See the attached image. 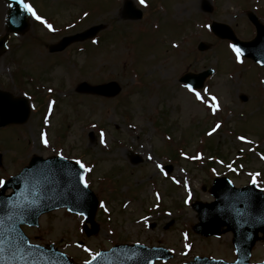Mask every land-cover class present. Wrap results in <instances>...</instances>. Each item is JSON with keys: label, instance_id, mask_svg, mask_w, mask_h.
Instances as JSON below:
<instances>
[{"label": "rangeland", "instance_id": "obj_1", "mask_svg": "<svg viewBox=\"0 0 264 264\" xmlns=\"http://www.w3.org/2000/svg\"><path fill=\"white\" fill-rule=\"evenodd\" d=\"M26 1L46 24L51 19L52 29L30 15L29 29L10 33L0 56V89L30 103L26 122L0 127V179L17 173L33 154H59L84 164L86 183L99 199L94 235L82 232L81 216L58 209L42 215L38 227L24 228L30 241L53 243L78 263L118 243L160 245L173 253L154 264H184L194 255L233 260L231 233L193 232L198 219L190 204L214 199L208 188L216 176L242 187L251 174L262 173L264 186V68L238 60L228 41L209 31V22H223L250 40L255 29L246 14L264 23V0ZM128 2L142 10L140 19L126 18ZM99 24L105 28L97 45L86 40L48 52L61 36ZM199 41L208 48L199 51ZM208 67L214 73L196 90L202 101L179 77ZM111 80L121 86L114 97L75 91L81 81ZM43 94L50 99L44 104L38 100ZM177 147L182 151L171 160ZM136 156L141 161L131 163ZM263 253L264 242L256 243L250 261Z\"/></svg>", "mask_w": 264, "mask_h": 264}, {"label": "water", "instance_id": "obj_2", "mask_svg": "<svg viewBox=\"0 0 264 264\" xmlns=\"http://www.w3.org/2000/svg\"><path fill=\"white\" fill-rule=\"evenodd\" d=\"M11 13L8 22L12 30L24 31L23 11L18 0H10ZM130 7V4L128 5ZM140 17V12L131 15ZM252 18V17H251ZM257 29V37L249 42L236 39L232 30L225 24L213 22L212 30L220 37L230 38L245 55L264 62V46L258 45L264 35V26L252 18ZM100 27H93L74 36L63 37L60 42L50 46V51L62 50L69 43L93 35ZM4 41L0 40V44ZM206 48V44H201ZM200 49H203L201 48ZM255 52L260 54L256 55ZM211 70L199 74H185L181 80L192 87H201ZM120 87L116 82L90 85L81 82L77 91L112 96ZM28 116V105L25 99L12 98L10 94L0 91V126L9 122L22 123ZM1 163V156H0ZM82 169L71 161L61 157L43 159L33 156L30 163L18 175L6 181L0 190V264H73L63 253L52 245L49 248L29 244L21 232L19 224H37L38 216L59 206L84 214L92 228L90 235L97 231L94 213L97 199L94 194L80 182ZM13 192L4 195L6 188ZM210 192L216 200L210 204L195 205L198 210L199 223L196 231L205 235L216 232L221 225H227L234 233L233 242L239 255L237 263H247L250 248L257 239V232L264 233V195L253 185L247 189H233L226 178L215 179ZM35 201L33 204L32 202ZM26 205H31L25 209ZM86 227V226H85ZM170 254L161 248H148L140 245L120 246L109 252H101L94 260L86 264H152L157 258L166 259ZM196 263L208 262L206 259L195 260ZM218 263H222L219 261ZM214 262L213 264H218Z\"/></svg>", "mask_w": 264, "mask_h": 264}, {"label": "snow or ice", "instance_id": "obj_3", "mask_svg": "<svg viewBox=\"0 0 264 264\" xmlns=\"http://www.w3.org/2000/svg\"><path fill=\"white\" fill-rule=\"evenodd\" d=\"M140 2L143 4L144 3V0H140ZM18 3L19 5L23 8V10L26 12V13H29L31 16H33L36 20L40 21L41 23H45L46 22L39 16L36 14L35 10L33 9V7L31 6V4L27 3L26 0H18ZM46 26L51 30L52 29V25L50 24H46ZM231 47H233V50L236 52V55H237V59L239 60L240 58V55H241V50L236 47L235 45H232ZM185 87H187L189 89V91H192L196 98L199 99V100H202L203 101V97L201 95L200 92H197L192 86L190 85H185ZM206 91V90H205ZM212 100L215 101V97H212ZM211 107H213V109H215L216 105L215 104H212ZM220 125L217 124L216 125V128H219ZM216 128H213L212 129V132H215L216 131ZM211 134V133H210ZM240 139H243V137H241ZM43 142L45 144H47V140L44 139ZM76 163L80 166L81 169H84L85 166L82 162L80 161H76ZM87 170V169H85ZM260 176V173H253L251 174V180H250V183L255 187L257 188L260 192H264V186H261V184L259 183L258 181V177ZM80 182L85 184V186H87V183L85 181V178L83 175L80 176ZM5 180L3 179H0V187H3L5 185ZM33 204L35 203V201L32 202ZM31 205H26L25 206V209H22L21 210V215H23V212L24 210H26L28 207H30ZM103 206V205H102ZM96 256H99V253H96ZM93 259H95V256L93 257Z\"/></svg>", "mask_w": 264, "mask_h": 264}, {"label": "bare ground", "instance_id": "obj_4", "mask_svg": "<svg viewBox=\"0 0 264 264\" xmlns=\"http://www.w3.org/2000/svg\"><path fill=\"white\" fill-rule=\"evenodd\" d=\"M4 11V5L3 3L0 1V14L3 13Z\"/></svg>", "mask_w": 264, "mask_h": 264}]
</instances>
